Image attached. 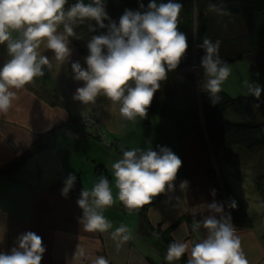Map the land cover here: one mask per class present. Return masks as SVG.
<instances>
[{
  "label": "crops",
  "instance_id": "obj_1",
  "mask_svg": "<svg viewBox=\"0 0 264 264\" xmlns=\"http://www.w3.org/2000/svg\"><path fill=\"white\" fill-rule=\"evenodd\" d=\"M83 2L89 4L92 0ZM104 2L109 18L118 25L125 11L121 0ZM75 3L65 5V10ZM198 6L204 13L209 10L206 1H198ZM211 12L215 17H224L217 11ZM89 24L95 31H89ZM58 30L63 31V26ZM74 30L80 38H69L72 49L69 59L79 61L86 68L87 43L93 36L107 34V28L101 29L95 21L86 20ZM222 30V27H216L215 34ZM16 35L13 33V38ZM38 51L49 57L52 68L49 70L45 66V75L37 77L24 89H12L16 99L7 113L0 114V167L28 149L39 134L56 130L49 149L27 159L13 177H0V233L5 229L0 251L8 252L20 234L32 231L42 238L46 247L41 264H92L97 256H104L109 264H169L164 257L172 242L188 243L190 248L191 239L197 240L198 236L203 238L206 234L204 229L194 232L192 224L209 215L208 204L213 200L223 203L225 212L230 213L222 187L224 181L251 220L249 227H237L232 221L246 258L249 264H264V187L260 190L257 186V180L264 177V171L260 170L264 169V153L260 150L248 152L239 146L212 145L207 138L204 143L194 136L180 138L174 121L160 114L171 108H198L195 96L201 85L196 83L194 95V89L189 85L190 81H195L192 75L179 76L183 70L169 72L165 80L170 81L169 86L162 83L173 87L170 95H164L159 89L154 94L147 118L137 117L133 123L122 119L119 105L112 104L103 95L87 105L73 100L76 89L84 82L73 79L68 61L57 62L44 45ZM9 58L6 46L0 45V67ZM188 58L186 54L181 62ZM246 62L250 71H264V65ZM85 116L91 117L94 123L84 122L82 135L73 136L66 127L59 126L74 117L83 122ZM149 141L154 150L157 146L170 148L183 163L174 188L148 206L143 215L140 208L130 210L119 201L111 165L122 158V150L143 149L149 146ZM234 156H238V161L232 160ZM225 163L233 166L229 169L230 176L218 172ZM210 172L216 174L215 182L220 192L212 182ZM69 173L75 174L80 188L89 192L99 178H108L114 203L102 213L111 222V229L85 231L80 222L83 210L77 205L74 193L70 191L64 197L61 191L50 188L55 182L65 180ZM185 180L188 188L181 190L180 184ZM212 189L216 190L215 196L211 194ZM121 224L131 230L132 239L117 248L111 233ZM81 251L83 255H80ZM188 258L186 253L179 261L184 260L187 264Z\"/></svg>",
  "mask_w": 264,
  "mask_h": 264
},
{
  "label": "clouds",
  "instance_id": "obj_2",
  "mask_svg": "<svg viewBox=\"0 0 264 264\" xmlns=\"http://www.w3.org/2000/svg\"><path fill=\"white\" fill-rule=\"evenodd\" d=\"M66 4L67 0H0V45L6 46L10 57L0 67V114L7 113L16 99L12 89H24L45 75V66L52 68L49 57L38 51L41 45L63 64L72 54L69 38H80L75 26L90 20L101 29L107 28V34L93 36L87 43L86 68L79 61L71 63L73 79L84 82L76 89L73 100L87 105L103 95L119 105L122 119L135 123L137 117L147 118L161 82L178 68L189 47L186 35L178 28L183 5L175 0L166 3L150 0L145 11L125 9L117 25L109 18L104 0H92L89 4L77 0L67 11ZM208 8L221 11L215 4ZM105 20L109 23L105 24ZM61 25L63 31L58 30ZM88 28L95 31L91 24ZM13 33L17 34L15 38ZM220 44L219 40L213 42L205 37L198 45L205 53L201 58L202 88L214 104L219 102L221 86L232 72L219 55ZM244 87L247 95L257 100L264 91L255 81H244ZM148 145L143 149L122 150V158L111 165L118 199L130 210L150 204L153 197L171 191L182 167L181 158L170 148L157 146L154 150L150 141ZM76 180L75 174H68L62 196L67 197ZM180 188L187 189L188 181L181 182ZM211 194L215 196L216 190L212 189ZM76 203L83 210L80 222L85 231L106 232L113 227L102 213L114 203L108 178H99L90 192L82 189ZM228 207L235 208L236 202L232 200ZM207 210L209 215L192 224L194 232L206 230L204 237L198 236L190 248L188 243L172 242L165 260L172 264L188 253L187 264H249L224 204L213 200ZM4 231L0 233V241L4 239ZM111 236L117 248L132 239L131 230L124 224ZM45 252L42 238L27 231L16 238L8 252L0 251V264H41ZM92 264H109V261L97 256Z\"/></svg>",
  "mask_w": 264,
  "mask_h": 264
},
{
  "label": "trees",
  "instance_id": "obj_3",
  "mask_svg": "<svg viewBox=\"0 0 264 264\" xmlns=\"http://www.w3.org/2000/svg\"><path fill=\"white\" fill-rule=\"evenodd\" d=\"M198 1L200 0H175V2L183 5L178 18V28L187 37L189 47L186 54L190 56L194 52L193 49L196 48L197 57L199 62H201V58L205 54L204 50L198 47L203 42L201 34L206 33L207 38L215 41V37H218V34H215V29L216 27H222L218 25V21L222 23L223 29L229 28V23L235 20L238 22L237 25L244 29L245 33L242 37L237 36L232 39L236 41V44L234 49L231 47V50H228L227 47L225 48V42L228 40L224 39L222 45L220 44L219 55L223 60L233 59V61L249 57L253 64H257V59H259L257 57L264 53V0H203L209 5L215 4L217 8L221 9L219 13H222L224 17L225 15L227 16V20L224 17H215V14H212L210 10L207 13H204L201 9L199 10V6L197 7ZM75 2L77 0H67L66 6ZM121 2L124 9L145 11L150 0H121ZM156 2L166 3L168 0H156ZM141 4L144 5L143 9L140 8ZM209 14L213 15L211 20H208ZM210 21L214 24L210 25ZM214 26L215 29H213ZM223 30L221 31L222 33L225 31ZM232 31L235 33V27H232ZM190 64L191 62L188 58V61L181 62L178 68L173 71L185 70ZM164 82L169 86L170 81L168 83ZM167 86L161 82L160 90L164 95L169 96L173 87ZM219 96V102L214 104L209 94L205 92L201 98V114L198 108L181 110L171 108L168 111H161L160 114L174 121L177 135L180 138L194 136L203 143L207 138L212 145L239 146L248 152L264 149V96L261 94L259 100L254 96L231 97L222 91ZM257 105L259 106L257 107ZM84 125L85 123L84 121L82 122V119L74 117L59 126L66 127L72 135H82ZM55 130L54 128L39 134L28 149L17 154L4 166L0 167V177H13L27 159L49 149ZM208 174L220 192L214 175L211 172ZM63 182L64 180H59L50 188L53 191L60 192L64 186ZM259 184L260 180H257V186L261 190ZM222 187L227 203L229 204L232 200L236 202L235 208H229L233 223L237 227H249L251 220L241 202L224 181ZM79 190H81L80 185L75 182L74 187L70 191L76 195ZM161 196L162 194L153 197L150 204L140 207L142 214L144 215L147 207L156 203ZM181 263L184 264V260Z\"/></svg>",
  "mask_w": 264,
  "mask_h": 264
},
{
  "label": "rangeland",
  "instance_id": "obj_4",
  "mask_svg": "<svg viewBox=\"0 0 264 264\" xmlns=\"http://www.w3.org/2000/svg\"><path fill=\"white\" fill-rule=\"evenodd\" d=\"M212 17H213V15L209 14L208 20H211ZM217 20H219V19L217 18ZM207 22H209V21H207ZM237 23L238 22H236L235 20L232 21L231 23H229L230 27L228 28V30L223 28L225 31L222 33V35H221V32H219L218 33V39L215 40V41L219 40L221 42V45H222V41L224 39L225 40L227 39L228 41L225 42V48L227 47L228 50H231V47L233 49L235 48L236 41L232 40V39H234V37L236 38L237 36L242 37L245 33L244 29L240 28L237 25ZM212 24H214V23H212L210 21V25H212ZM215 25H217V24H215ZM218 25L223 27L222 23H220L219 21H218ZM232 27H235V33H233V31H232ZM213 29H215V26ZM206 36H207L206 33L201 34V37H203V38H205ZM230 39H231V41H229ZM215 41H213V42H215ZM196 50L197 49L194 48L193 49L194 52L189 56V59L191 62L190 66L188 68H186L185 70L180 71L179 76L182 77V75L184 76V74H189L190 76L192 75L194 77L193 78L195 80L194 83H191V81H190V84H189L194 89V91H193L194 95L196 94V86H197L196 83L197 84L199 83L201 85V86H198V94L195 96L196 103L198 101V110L200 111V114H201V110L199 109V105L201 104L202 95L205 94V92L202 88V81L204 80V69H202V67H201V62H199ZM259 56L260 57H257V58H259V59H257L258 63L264 65V53H261ZM246 59L249 60V57H247ZM247 60H234L232 62H227L229 64V66L231 67L232 72H231V75L228 77V79L223 82V84L221 86L222 92L227 93L231 97H237V96L249 97L251 95H247V89L244 87V81H246V80H248L250 82L255 81L262 88H264V71H262V70L261 71H257V70H254V71L251 70L250 71L249 64L246 62ZM201 69H202V71H200ZM257 73L259 75H257ZM194 74H196L197 77ZM200 74H201V76H200ZM200 78H202V81ZM261 94H262V96H264V91H262ZM187 104H190V103H187ZM260 153H264V149H260ZM262 155H264V154H262ZM238 159H239L238 156L232 157L233 161H238ZM230 168H233V166L229 165V163H225V164H223L222 169L220 167V171L218 169V172H221V173L224 172V173L229 174V176H230V175H232V172H230V170H229ZM260 170L264 171V169H261V168H260ZM245 171L246 170H244V172ZM214 178L217 179V176L215 173H214ZM258 180H260L259 186L261 188L264 187V177H262V178L260 177ZM81 191H82V189L79 190L77 192V194L75 195L76 200L79 199V197H80L79 193Z\"/></svg>",
  "mask_w": 264,
  "mask_h": 264
},
{
  "label": "built area",
  "instance_id": "obj_5",
  "mask_svg": "<svg viewBox=\"0 0 264 264\" xmlns=\"http://www.w3.org/2000/svg\"><path fill=\"white\" fill-rule=\"evenodd\" d=\"M72 62H75L74 60H72V59H69L68 60V63H69V65L71 66V63ZM197 64V63H196ZM196 77H197V75L196 74H194ZM83 118V121L84 122H86L87 124H93L94 123V120L91 118V117H89V116H85V117H82ZM73 136H79V134L77 135V134H75V135H73ZM81 193V192H80ZM80 193H79V195H80ZM80 198V197H79ZM192 240V242H194V241H196L195 239H191ZM178 264H181V262L180 261H178Z\"/></svg>",
  "mask_w": 264,
  "mask_h": 264
},
{
  "label": "water",
  "instance_id": "obj_6",
  "mask_svg": "<svg viewBox=\"0 0 264 264\" xmlns=\"http://www.w3.org/2000/svg\"><path fill=\"white\" fill-rule=\"evenodd\" d=\"M224 61H226V62H232V61H233V59L224 60ZM199 109H200V110L202 109V108H201V104L199 105Z\"/></svg>",
  "mask_w": 264,
  "mask_h": 264
}]
</instances>
